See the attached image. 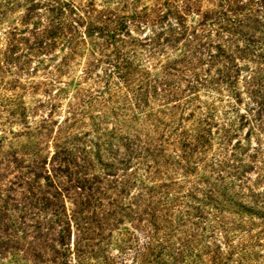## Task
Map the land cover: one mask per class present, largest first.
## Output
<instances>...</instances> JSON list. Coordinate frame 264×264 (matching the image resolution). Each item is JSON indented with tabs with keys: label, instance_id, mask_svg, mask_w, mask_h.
Wrapping results in <instances>:
<instances>
[{
	"label": "rangeland",
	"instance_id": "rangeland-1",
	"mask_svg": "<svg viewBox=\"0 0 264 264\" xmlns=\"http://www.w3.org/2000/svg\"><path fill=\"white\" fill-rule=\"evenodd\" d=\"M0 264H264V0H0Z\"/></svg>",
	"mask_w": 264,
	"mask_h": 264
}]
</instances>
